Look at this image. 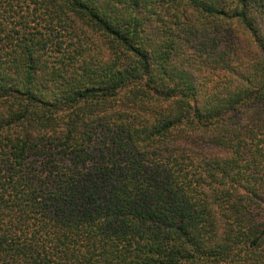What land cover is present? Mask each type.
I'll return each instance as SVG.
<instances>
[{
    "label": "trees",
    "instance_id": "1",
    "mask_svg": "<svg viewBox=\"0 0 264 264\" xmlns=\"http://www.w3.org/2000/svg\"><path fill=\"white\" fill-rule=\"evenodd\" d=\"M0 264H264V0H0Z\"/></svg>",
    "mask_w": 264,
    "mask_h": 264
}]
</instances>
